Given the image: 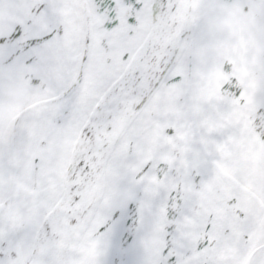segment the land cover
<instances>
[{"label": "snow or ice", "instance_id": "1", "mask_svg": "<svg viewBox=\"0 0 264 264\" xmlns=\"http://www.w3.org/2000/svg\"><path fill=\"white\" fill-rule=\"evenodd\" d=\"M0 264H264V0H0Z\"/></svg>", "mask_w": 264, "mask_h": 264}]
</instances>
